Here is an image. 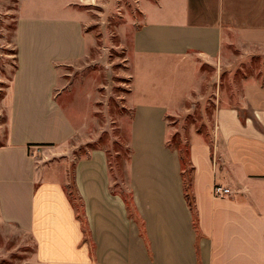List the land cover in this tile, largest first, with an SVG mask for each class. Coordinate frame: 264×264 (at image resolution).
I'll return each instance as SVG.
<instances>
[{
  "label": "crops",
  "instance_id": "obj_1",
  "mask_svg": "<svg viewBox=\"0 0 264 264\" xmlns=\"http://www.w3.org/2000/svg\"><path fill=\"white\" fill-rule=\"evenodd\" d=\"M63 6L72 12L17 20L10 121L0 145L2 218L32 234L43 264H264V84L247 83L242 104L217 98L209 138L193 132L197 229L180 149L168 142V119L189 110L204 64L223 69L232 34L264 42V0H140L130 63L129 190L143 229L112 189L105 149L77 159L72 179L37 165V143H64L77 129L55 89L58 65L88 51L87 14L74 2ZM217 185L230 192L216 195Z\"/></svg>",
  "mask_w": 264,
  "mask_h": 264
},
{
  "label": "rangeland",
  "instance_id": "obj_2",
  "mask_svg": "<svg viewBox=\"0 0 264 264\" xmlns=\"http://www.w3.org/2000/svg\"><path fill=\"white\" fill-rule=\"evenodd\" d=\"M67 1L87 14L89 46L83 57L58 65L55 98L66 108L77 129L64 143L39 146L34 156L38 167L44 163L56 166L72 179L76 160L94 148H103L110 163L112 189L129 196L133 114L130 63L133 33L143 19L140 0H0V145L6 140L10 121L18 17L22 13L68 15L72 10L63 6ZM223 54V69L203 65L204 84L201 91L193 93L189 110L168 119V142L186 155L193 132L206 138L211 135L217 98L223 103L242 104L247 83L264 84V42L246 43L233 33ZM188 158L184 168L191 175ZM68 190L82 216V204L72 182ZM0 264H43L37 257L32 234L4 220L1 214Z\"/></svg>",
  "mask_w": 264,
  "mask_h": 264
},
{
  "label": "trees",
  "instance_id": "obj_3",
  "mask_svg": "<svg viewBox=\"0 0 264 264\" xmlns=\"http://www.w3.org/2000/svg\"><path fill=\"white\" fill-rule=\"evenodd\" d=\"M37 145H48L46 143H37ZM180 153V159L182 162V168H183V181H184V191H185V196L187 199V202L189 204L190 209L192 210L193 213V217H194V224L196 229L198 228V213H197V209H196V204H195V195L193 193V173L191 175L187 174V170L186 168H184V165L186 163V158L189 155H186V153L184 151L179 150ZM189 161H187V164H189V166H191L192 171L194 170L193 165H192V161L190 159L189 156ZM124 195V194H123ZM127 207H128V211L130 212V215H132V217H134L136 219V221L139 223V225L142 227L143 229V223L141 221L140 216L138 215V213H136V209H135V205L133 202V195L132 192H130V195H124ZM81 216V213H80ZM83 216V214H82Z\"/></svg>",
  "mask_w": 264,
  "mask_h": 264
},
{
  "label": "built area",
  "instance_id": "obj_4",
  "mask_svg": "<svg viewBox=\"0 0 264 264\" xmlns=\"http://www.w3.org/2000/svg\"><path fill=\"white\" fill-rule=\"evenodd\" d=\"M214 192L216 195L218 196H222L226 193H229L230 192V189L229 188H226V187H223V186H220V185H217L214 189Z\"/></svg>",
  "mask_w": 264,
  "mask_h": 264
}]
</instances>
